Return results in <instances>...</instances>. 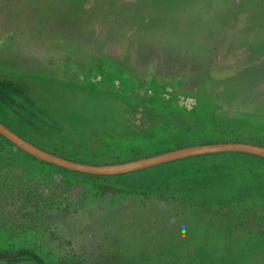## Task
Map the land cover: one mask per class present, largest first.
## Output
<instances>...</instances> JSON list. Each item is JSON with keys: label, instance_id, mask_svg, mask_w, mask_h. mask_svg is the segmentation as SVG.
<instances>
[{"label": "rangeland", "instance_id": "1", "mask_svg": "<svg viewBox=\"0 0 264 264\" xmlns=\"http://www.w3.org/2000/svg\"><path fill=\"white\" fill-rule=\"evenodd\" d=\"M0 121L94 166L264 146V0H0ZM256 158L95 176L0 136V251L46 264H264V199L246 193L264 181Z\"/></svg>", "mask_w": 264, "mask_h": 264}, {"label": "water", "instance_id": "2", "mask_svg": "<svg viewBox=\"0 0 264 264\" xmlns=\"http://www.w3.org/2000/svg\"><path fill=\"white\" fill-rule=\"evenodd\" d=\"M0 136L9 141L22 152L36 158L39 161L65 170L95 176H115L129 174L145 170L159 165L211 154L243 153L264 159V146L246 142H217L209 144H197L181 147L164 153L127 161L120 164L94 166L85 163L73 162L27 141L0 121ZM17 258H30L45 264L42 259L31 251L5 252L0 251V260H12Z\"/></svg>", "mask_w": 264, "mask_h": 264}, {"label": "trees", "instance_id": "3", "mask_svg": "<svg viewBox=\"0 0 264 264\" xmlns=\"http://www.w3.org/2000/svg\"><path fill=\"white\" fill-rule=\"evenodd\" d=\"M71 88H76V87H71ZM253 157L256 158V156H253ZM256 159L261 160L264 164V159H262L260 157H257ZM257 164H259V162L255 163L253 166L248 168V170H247L248 171V173H247L248 177L252 176V174H250V172L252 173L253 171H254V174H257L259 176L260 170H259V167L256 166ZM71 172H73V171H71ZM262 174L264 175V171L262 172ZM249 183H250V181L248 180V183H247L248 186H249ZM246 193H247V195L251 196L254 201H256L257 198H258V200L264 199V181L258 187H255L253 189L247 187ZM35 254L38 255L42 259V261L45 263V261L43 260V258L39 254H37V253H35ZM101 258L102 259L98 260L97 264H127V263L122 262V260L120 259V256H118V257L114 256L112 259L106 258V257H101ZM27 259H28V263H26V264H38V262H36L33 259H30V258H27ZM0 261L5 262L6 264H13V263H11V260H0ZM170 264H184V263L180 258H178L174 261H170Z\"/></svg>", "mask_w": 264, "mask_h": 264}]
</instances>
